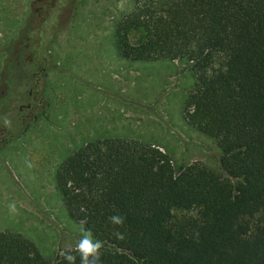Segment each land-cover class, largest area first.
Here are the masks:
<instances>
[{
  "label": "trees",
  "instance_id": "1",
  "mask_svg": "<svg viewBox=\"0 0 264 264\" xmlns=\"http://www.w3.org/2000/svg\"><path fill=\"white\" fill-rule=\"evenodd\" d=\"M74 1L51 0L31 49L38 63ZM114 28L125 58L192 64L184 120L216 141L227 175L177 166L153 143L96 139L57 172L70 216L101 241V264H264V0H135ZM65 252L80 264L77 247L51 260L23 234L0 231V264H68Z\"/></svg>",
  "mask_w": 264,
  "mask_h": 264
},
{
  "label": "rangeland",
  "instance_id": "2",
  "mask_svg": "<svg viewBox=\"0 0 264 264\" xmlns=\"http://www.w3.org/2000/svg\"><path fill=\"white\" fill-rule=\"evenodd\" d=\"M2 6L27 19L17 33L0 13V60L7 56L0 62V231L23 234L51 260L76 248L87 232L67 211L56 175L71 153L96 139L153 143L177 166L198 162L227 175L216 141L184 120L197 87L192 64L121 55L114 25L135 0L72 2L50 34L45 66L31 49L36 29L50 20L51 0H0Z\"/></svg>",
  "mask_w": 264,
  "mask_h": 264
},
{
  "label": "clouds",
  "instance_id": "3",
  "mask_svg": "<svg viewBox=\"0 0 264 264\" xmlns=\"http://www.w3.org/2000/svg\"><path fill=\"white\" fill-rule=\"evenodd\" d=\"M11 211H15V205L9 206ZM109 219L114 224H123L124 217L120 215H113ZM101 241L94 239L90 232L83 235L77 244V251L80 254V264H101ZM64 259L68 264H75L76 257L68 252L63 253Z\"/></svg>",
  "mask_w": 264,
  "mask_h": 264
},
{
  "label": "crops",
  "instance_id": "4",
  "mask_svg": "<svg viewBox=\"0 0 264 264\" xmlns=\"http://www.w3.org/2000/svg\"><path fill=\"white\" fill-rule=\"evenodd\" d=\"M0 13H2V20L6 19L9 20V22L14 25V28H16V32L18 33L19 31L22 30V27H23V23L24 21H26L27 18L24 19V16H22V13H16L14 12L13 15H11L12 13V8H10L9 6H2L0 8ZM15 36H16V33H15ZM6 43V42H5ZM4 43V44H5ZM2 45V44H1ZM6 60H7V56L6 55H2V59L0 60V62H2V65H5L6 63Z\"/></svg>",
  "mask_w": 264,
  "mask_h": 264
}]
</instances>
